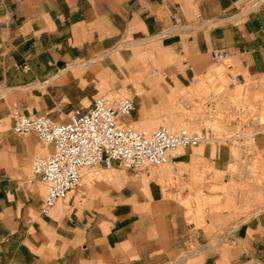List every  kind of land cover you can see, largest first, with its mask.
Here are the masks:
<instances>
[{
	"label": "crops",
	"instance_id": "0c3cea01",
	"mask_svg": "<svg viewBox=\"0 0 264 264\" xmlns=\"http://www.w3.org/2000/svg\"><path fill=\"white\" fill-rule=\"evenodd\" d=\"M159 52L181 58L188 75L222 53L249 76H264V0H0V264H264V210L238 224L233 219L245 215L210 214L192 227L150 168H94L43 212L47 187L33 165L54 148L34 132H13V112L29 98L22 91L46 85L53 104L69 109L95 100L99 75L112 79L108 89H122L135 74L150 93L123 123L156 129L152 120L173 105L181 74L165 64L149 71L143 59ZM256 146L264 158V133ZM231 150L183 148L167 165H213L225 181Z\"/></svg>",
	"mask_w": 264,
	"mask_h": 264
},
{
	"label": "rangeland",
	"instance_id": "374dc122",
	"mask_svg": "<svg viewBox=\"0 0 264 264\" xmlns=\"http://www.w3.org/2000/svg\"><path fill=\"white\" fill-rule=\"evenodd\" d=\"M143 60L149 71L158 64H165L177 66L181 73L179 83L170 91L173 105L169 110L158 109L157 118L160 120H152L156 129L160 125L175 132L188 129L218 140L211 144L225 149L232 147L233 159L227 165V172L231 177L225 181L215 173L213 165L203 171L197 170V167L188 169L178 166L176 170L170 165L151 167V172L159 176L165 197L175 201L182 213H185L190 226L195 228L206 225L210 214L228 215L234 211L245 215L233 219L238 224L264 210L261 194L264 184V158L257 152L256 146L257 135L264 133V76H249L229 58L215 59L211 67L195 75H188L182 59L167 52H159L158 55L148 53ZM99 76L95 83L102 85V89L95 90V99L103 97L118 100L132 97L137 100L150 93L147 81L134 80L135 74H131L129 82H125L129 88L122 89H108L112 79L105 75ZM22 92L29 96L28 101L24 99L23 105L16 107L15 111L31 116L44 115L59 123L68 122L75 110L90 107L93 103L86 100L69 109L64 103L54 105L50 98L54 91L46 85H32ZM44 97L50 103H45ZM146 108H149L148 105ZM135 128L149 132L156 130ZM258 168H261V173ZM122 171L137 172L125 169ZM86 172L93 175L96 170ZM252 193L257 194L259 201L256 203L247 200L252 197ZM228 219L217 220L226 223Z\"/></svg>",
	"mask_w": 264,
	"mask_h": 264
},
{
	"label": "built area",
	"instance_id": "2783aa9c",
	"mask_svg": "<svg viewBox=\"0 0 264 264\" xmlns=\"http://www.w3.org/2000/svg\"><path fill=\"white\" fill-rule=\"evenodd\" d=\"M200 19V15L197 16ZM216 60L227 58L215 53ZM136 109L132 97L97 98L90 107L77 109L65 123L44 115L13 112V132L36 133L52 154L38 157L33 173L47 187L43 208L50 212L79 185L82 175L99 166L142 171L171 162L170 153L218 140L188 129L172 131L162 126L154 132L125 125L123 118Z\"/></svg>",
	"mask_w": 264,
	"mask_h": 264
}]
</instances>
